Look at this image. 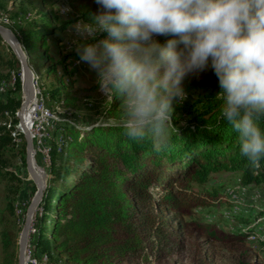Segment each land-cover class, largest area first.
I'll use <instances>...</instances> for the list:
<instances>
[{"label": "trees", "instance_id": "16d2710c", "mask_svg": "<svg viewBox=\"0 0 264 264\" xmlns=\"http://www.w3.org/2000/svg\"><path fill=\"white\" fill-rule=\"evenodd\" d=\"M4 1L0 0L1 14L16 5L14 2L9 9ZM17 1L19 12L12 18L17 20L16 25L9 29L30 62H38L46 76L55 81L52 95L57 96L56 103L64 109H75L72 78L77 69L69 71L66 63L73 65L80 58L77 52L59 60L48 57L49 38L63 34L78 21L92 22L100 6L96 0H64L76 15L71 21L53 12L56 0ZM28 12L29 17L18 18ZM156 38L162 42L166 39ZM200 76L207 92L196 102L175 107L170 142L160 151L154 150L150 139L134 141L124 134L120 126L122 104L116 99L107 102L102 113L111 123L62 124L49 132L45 140L49 148L45 172L49 177L33 221L29 247L39 264L41 260L48 262L42 255L45 253H56L68 264H161L185 252L193 238L204 244L232 247L254 237L264 248V240L255 231L258 220L264 219V207L257 208L256 215L234 213L235 204L224 192L225 186L212 183V175L226 172L234 175L237 186L264 189V158L254 165L241 155L238 134L220 114L217 77L211 69ZM1 80L0 87H6ZM15 89L21 90L19 75ZM14 91L6 88L0 93V123L18 122L21 101ZM261 127L264 129V123ZM0 131L1 152L15 139L6 126ZM17 137L23 141L19 152L25 168L24 137ZM35 160L42 165L40 157ZM1 178L13 184L0 211L1 264H17L15 205L27 193L19 187L24 183L18 175L6 172ZM27 184L34 187L32 182ZM198 211H205L213 220L204 222L196 215ZM227 218L250 227L219 229Z\"/></svg>", "mask_w": 264, "mask_h": 264}, {"label": "clouds", "instance_id": "9594fccd", "mask_svg": "<svg viewBox=\"0 0 264 264\" xmlns=\"http://www.w3.org/2000/svg\"><path fill=\"white\" fill-rule=\"evenodd\" d=\"M92 22H77L76 52L99 90L122 104L131 140L170 142L183 81L211 69L221 117L238 134L240 153L264 158V0H96ZM156 37H165L162 42Z\"/></svg>", "mask_w": 264, "mask_h": 264}, {"label": "rangeland", "instance_id": "374dc122", "mask_svg": "<svg viewBox=\"0 0 264 264\" xmlns=\"http://www.w3.org/2000/svg\"><path fill=\"white\" fill-rule=\"evenodd\" d=\"M4 2L9 9L14 6V2L16 3L14 6L15 8L10 12L3 11L4 14L0 13V18L1 15L5 16L6 20L12 24H10V26L14 27L16 25L15 21L17 20H13L12 18H14V14L19 12V2L17 0H6ZM54 8L55 9L53 12L60 18H66L67 20L71 21L72 19L74 20L76 18V15L72 13L70 7H68L64 0H56ZM29 15V12L25 16L20 14L18 18L24 19L23 17L27 18ZM73 25L74 24L70 26L72 29H69L68 32H65V34H67L66 42L59 44L61 43V39H58L60 34L57 35V37L55 36L49 38L48 57H51L54 60H59L62 58V56L76 53V43L74 42L76 37L72 27ZM17 62L18 61L9 45L2 40L0 46L1 84H5L6 88H14L15 94L19 95L20 101L22 102L21 90L18 91L15 89L17 76L19 75L20 78V68L19 63ZM29 63L34 77L36 96L39 98V101L44 104L43 106L45 109L55 116V119L57 118V120H62L60 125L63 124L75 126L76 124L87 122L95 125L111 123L112 120H106L105 116L102 114L106 108L107 102H109L111 99L106 98L105 95L99 90L97 76L94 71L89 69L86 63L80 62L78 65L77 62H74L73 65H71L72 63L69 62L66 63V67L69 69V71L74 68V66H78L81 68V70L85 69L80 73H76L72 78V80H74V97L77 100L75 109L72 110L64 109L62 108L61 104L56 103L57 96L55 94L52 95L54 90H56V84L53 79L46 76L45 69L42 68L36 61L30 62L29 60ZM12 82L14 86L12 85ZM63 84L65 86L68 84L67 78L64 79ZM183 86L187 93V99L180 105L184 107L201 99L202 96L207 92L208 88L205 80L200 76V74H190L186 76L183 81ZM8 124L10 125L9 128L7 127ZM1 126H6V128L10 130L11 137L15 139V141L13 145L0 152V168L2 172L0 173V211L3 209L4 201L7 197L6 191L9 189V187H13L12 183L7 184L4 180H2V174L11 172L15 175H18L24 183L21 186L19 185V187L21 190H23V193H27V195L24 197V200H20V202L15 205V233L17 235L16 256H18V240L20 232L23 226L26 210L36 192V188L35 186L32 187V185L27 184L30 181L28 175L26 174V170L22 163L21 154L19 152L20 147L23 145V141L17 137L18 134H21L20 129L18 128V122L17 124L12 125L11 122L7 121L6 123H0V127ZM81 128L83 129V127ZM14 134L15 137H13ZM0 135H2L1 131ZM60 137L61 132L58 134V139H60ZM54 142L55 141H52L51 143L53 144ZM52 144L50 145L51 150ZM35 158L36 156H34V160ZM43 159L45 164V166H43V172H45L49 162L47 158L43 157ZM59 162L61 161L58 159L57 165H60ZM35 165H37L36 160ZM44 174L46 175L45 179L47 182L49 175L46 172ZM212 178L213 184L225 186L224 192L228 194L229 199L235 204L234 213L237 212L243 214L244 216H250V214L256 215L257 208L264 207V189L255 190L237 186L234 175L226 172L214 174L212 175ZM196 215L201 217L204 222H210L213 220L212 217L206 215L205 211H198ZM169 219L172 220L173 217L170 216ZM224 222L225 223H222L219 226V229L224 231H235L239 230L240 228L250 227V225H245L243 227L236 220L233 221L229 218H227V220L224 219ZM226 223L228 224L226 225ZM257 223V226H255L256 235L264 240V219H259ZM42 255L47 257L48 262H51V264H68L56 253H51L50 255L45 253ZM2 258L3 255L0 249V264ZM28 259H34L35 264H39L38 261L32 257L30 248L28 252ZM161 264H264V248L258 244L256 238L254 237H250L248 241L244 242L243 244H236L232 247L223 246L220 244H204L202 243V240L193 238L185 252L176 257L164 260Z\"/></svg>", "mask_w": 264, "mask_h": 264}, {"label": "water", "instance_id": "95a60500", "mask_svg": "<svg viewBox=\"0 0 264 264\" xmlns=\"http://www.w3.org/2000/svg\"><path fill=\"white\" fill-rule=\"evenodd\" d=\"M0 38L9 45L19 63L22 102L19 110L16 113V117L18 120V128L20 129L25 141L26 174L29 177V181L32 182L36 188V192L26 210L23 226L18 240L17 262L18 264H26V250L30 243V235L34 231L33 221L46 190V175L44 174L45 172L39 171L35 165L33 141L28 129V124L24 120V114L26 113L31 101L35 96L34 77L29 63V58L16 35L9 28L1 24ZM30 89L33 90L32 94ZM39 173H41L42 176H40Z\"/></svg>", "mask_w": 264, "mask_h": 264}, {"label": "built area", "instance_id": "2783aa9c", "mask_svg": "<svg viewBox=\"0 0 264 264\" xmlns=\"http://www.w3.org/2000/svg\"><path fill=\"white\" fill-rule=\"evenodd\" d=\"M4 17L1 16L0 18V24L5 26L4 24ZM6 87L1 88L0 93H5ZM36 94L34 96V99L31 101L29 107H28V113H31L32 119L31 121L28 120V129L31 134V139L33 141L34 146V156L41 158V166L39 164L36 165L37 169L39 171H43V166H45L43 162V154L45 151V140L47 139V136L51 130L59 126L62 123V120H56V119H50L49 116H45V114L36 107ZM29 245L27 246L26 250V264H29L28 261V252H29ZM41 264H51V262H44L41 260Z\"/></svg>", "mask_w": 264, "mask_h": 264}, {"label": "bare ground", "instance_id": "6f19581e", "mask_svg": "<svg viewBox=\"0 0 264 264\" xmlns=\"http://www.w3.org/2000/svg\"><path fill=\"white\" fill-rule=\"evenodd\" d=\"M69 7V6H68ZM68 9V8H67ZM63 13V12H62ZM65 13H68V12H65ZM1 16H3V15H1ZM78 22H82V21H78ZM77 23V22H76ZM84 23V22H83ZM4 24H5V26H7V27H10V24L11 23H9L7 20H6V18L4 17ZM12 25V24H11ZM12 85H13V82H12ZM1 88H3V87H0V90H1ZM32 88V87H31ZM35 89V88H34ZM31 90V94L33 93L32 91V89H30ZM35 94H36V89H35ZM42 98V97H41ZM44 101V100H43ZM44 103V102H43ZM44 104H42V102L41 101H39V98L38 97H36V107L37 108H39L44 114H45V116H49L50 117V119H55V116L52 114V113H50L47 109H45V107L43 106ZM24 120H25V122L27 123V121L28 120H30L31 121V119H32V116H31V113H28V110L26 111V113L24 114ZM31 135V134H30ZM43 156L45 157V158H47V160H48V162H49V148L48 147H46L45 146V151H44V154H43ZM39 175L40 176H42V174L41 173H39ZM28 261H29V263L30 264H35V260L33 259V260H30V259H28Z\"/></svg>", "mask_w": 264, "mask_h": 264}, {"label": "crops", "instance_id": "0c3cea01", "mask_svg": "<svg viewBox=\"0 0 264 264\" xmlns=\"http://www.w3.org/2000/svg\"><path fill=\"white\" fill-rule=\"evenodd\" d=\"M54 9H55V8H53V10H54ZM61 19H63V20H67L66 18H61ZM69 29H72V28L69 27L68 30L65 31V32H68ZM65 32H64L63 34H60V36H58V37H59L58 39H61V41H60L61 43H59V44H62V43H64V42L67 41V38H66V35H67V34H65ZM80 62H81V61L77 62V65L80 64ZM74 67L77 69V73H78V72L80 73L82 70H85V69H82V70H81V68H79L78 66H74Z\"/></svg>", "mask_w": 264, "mask_h": 264}]
</instances>
